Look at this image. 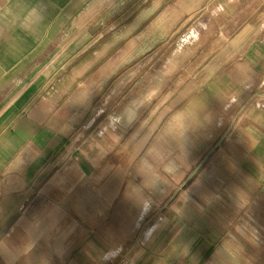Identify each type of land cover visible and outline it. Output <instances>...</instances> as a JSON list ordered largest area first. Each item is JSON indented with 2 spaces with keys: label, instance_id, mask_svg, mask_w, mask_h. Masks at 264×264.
<instances>
[{
  "label": "crops",
  "instance_id": "0c3cea01",
  "mask_svg": "<svg viewBox=\"0 0 264 264\" xmlns=\"http://www.w3.org/2000/svg\"><path fill=\"white\" fill-rule=\"evenodd\" d=\"M92 3L0 0V264H264V0Z\"/></svg>",
  "mask_w": 264,
  "mask_h": 264
},
{
  "label": "rangeland",
  "instance_id": "374dc122",
  "mask_svg": "<svg viewBox=\"0 0 264 264\" xmlns=\"http://www.w3.org/2000/svg\"><path fill=\"white\" fill-rule=\"evenodd\" d=\"M110 1L111 0H93L92 9L103 10L104 8L103 6ZM263 9L264 7L260 8L256 12V14H259L262 11V14L264 15ZM117 19L118 18H116L114 21H116ZM114 21L112 22L113 23L112 25H115ZM158 26L159 24H145V26H143L144 28L142 29H144V31L142 30V33H139V52H143L144 50L149 49L152 46L153 42L157 40L152 37L155 34V32L158 30ZM249 37L250 36L245 35L244 38L241 39L242 41L241 44H244L245 41L247 42V44L251 43L253 39L248 40ZM263 37H264V33H261L257 36L256 39L260 40L263 39ZM105 41H107L106 42L107 45L114 43L117 44L116 46L112 47L111 51L105 56L102 62L96 66V69L100 68L104 63L112 66L111 70H107L105 72L97 70L96 72L97 78L100 77L99 74L101 73L104 74L105 77H107L109 74L112 75L109 83H107V85L104 87V93L116 94L118 93L119 90H121L120 94L135 95V94H139V91L145 90L147 88L146 87L147 81L145 80L149 79L151 76V71L149 69L151 65V61H148L149 56L147 54L139 56V52L136 51L137 48L136 39L132 38L128 40H122L119 38H114ZM191 41L198 43L199 39L190 40V42ZM180 42L186 44V42L189 41L183 42L182 40L175 39L173 40L172 43L179 44ZM139 62L141 63L140 67H139ZM139 79L142 80L141 81L142 83H140L141 85H139ZM120 82H122V85H120ZM124 82L126 83L124 84ZM150 122H151L150 118H147L142 120V123L140 124L150 126L151 125ZM136 125L139 126V120L137 121V123L134 124V126ZM131 137L133 136L129 135L128 139L130 140ZM135 153L136 152L134 150H130L129 158H134Z\"/></svg>",
  "mask_w": 264,
  "mask_h": 264
},
{
  "label": "clouds",
  "instance_id": "9594fccd",
  "mask_svg": "<svg viewBox=\"0 0 264 264\" xmlns=\"http://www.w3.org/2000/svg\"><path fill=\"white\" fill-rule=\"evenodd\" d=\"M130 118H134V113L130 114ZM147 209V208H146Z\"/></svg>",
  "mask_w": 264,
  "mask_h": 264
}]
</instances>
